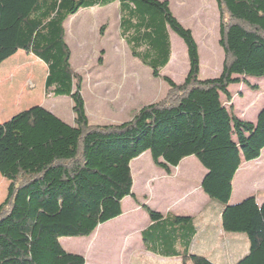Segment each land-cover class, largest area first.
Masks as SVG:
<instances>
[{"label": "trees", "instance_id": "16d2710c", "mask_svg": "<svg viewBox=\"0 0 264 264\" xmlns=\"http://www.w3.org/2000/svg\"><path fill=\"white\" fill-rule=\"evenodd\" d=\"M117 1L121 34L132 56L168 89L130 120L92 124L84 74L71 63L66 23L82 8ZM216 2L223 67L218 76L202 79L199 44L169 0H0V64L20 50L34 55L47 66L45 96L70 97L74 112V123L68 124L35 105L0 123V173L9 181L0 204V264H86L85 256L68 252L61 238L90 236L123 214V200L134 196L131 163L146 151L167 172L195 156L208 170L202 190L224 207L223 229L249 238V253L235 264H264V202L251 195L231 203L243 161L262 156L264 108L254 122L238 117L229 90L247 84L244 77L264 78V0ZM105 30L103 25L101 38ZM170 31L187 46L189 70L181 83L163 75L172 57ZM143 208L153 222L164 219L161 212ZM172 221L193 235L191 217ZM181 264L215 263L184 253Z\"/></svg>", "mask_w": 264, "mask_h": 264}, {"label": "rangeland", "instance_id": "374dc122", "mask_svg": "<svg viewBox=\"0 0 264 264\" xmlns=\"http://www.w3.org/2000/svg\"><path fill=\"white\" fill-rule=\"evenodd\" d=\"M172 11L180 22L193 30L199 44L201 55V78H213L220 74L224 61V50L219 44V10L216 0H171ZM116 6L104 8L100 6L82 8L72 16L66 24L67 43L72 51L71 63L75 70L84 74L85 82L83 96L86 109L92 124H111L130 120L133 112L148 102L161 99L166 94L168 85L159 78H155L150 67L143 65L134 58L125 42L120 38V15H114ZM119 16V18H118ZM105 25L107 36L100 37V29ZM172 42V57L163 69V75L171 77L181 83L189 70L187 46L183 39L170 31ZM104 50L103 61L99 62ZM24 55V58L23 56ZM35 57L24 51L19 52L5 64L14 68L10 75L0 80V94L2 85L8 90L13 88L18 92L21 82L22 96H29L32 102L23 107L28 109L35 105L45 107L68 124L74 123L73 102L68 96H45V79L47 66L39 62H29L27 59ZM35 61V60H34ZM42 69H36V65ZM1 73V72H0ZM16 73V74H15ZM246 83L233 84L229 87L233 98L235 114L247 121L254 122L257 114L264 108V78L244 77ZM256 87V89L252 88ZM225 105L229 108L226 96L222 95ZM12 115L0 117V123L8 120ZM139 158L144 162L149 172L162 171L154 163L151 152L146 151ZM136 167V165H135ZM135 172L138 189V174ZM248 172V173H247ZM245 175H242V174ZM249 176V180L244 178ZM244 183V191L264 198V150L262 156L253 161H246L240 172ZM244 176V177H243ZM252 176L256 181L251 180ZM9 181L0 173V204L8 194ZM113 220V219H112ZM111 220V221H112ZM104 234L94 245H88L90 236L63 237L61 244L71 253H81L90 250V257L100 259V264H150L159 262L158 259L146 257L138 244H133L126 229L119 230L122 225L117 222L101 224ZM220 227V226H219ZM221 237L229 243H241L250 251V241L245 233L226 232L221 228ZM95 233V232H94ZM93 233V234H94ZM87 244V245H86ZM88 248V249H87ZM87 249V250H86ZM88 252V251H87ZM247 253V254H248ZM233 260V259H232ZM236 263L238 261H235ZM231 264V263H230ZM235 264V263H233Z\"/></svg>", "mask_w": 264, "mask_h": 264}, {"label": "crops", "instance_id": "0c3cea01", "mask_svg": "<svg viewBox=\"0 0 264 264\" xmlns=\"http://www.w3.org/2000/svg\"><path fill=\"white\" fill-rule=\"evenodd\" d=\"M169 2L172 9L171 0H169ZM112 6L118 8L114 15H120V18L118 16L120 19L119 36L130 50L128 43L121 34L122 12L120 2L117 1L108 6L100 7L111 8ZM107 32H105L106 36ZM19 52H21V50ZM21 56L24 58V55ZM12 57L0 64L1 81H3L2 79L6 74L10 75V78H15V75H11L13 72L17 73V71H12L14 66L9 65L5 67V64H7ZM27 60L34 63L39 62L46 66V64L37 57H30ZM40 64L35 66L36 69H42V65ZM1 85L3 86V91L0 94V117L13 116L21 112L23 107L32 102L29 96H26L24 101L21 82L18 92L15 90L13 92L11 86L8 87L7 90L3 84ZM159 100H154L152 102ZM245 164L246 161H243L234 179L231 198L232 204H237L247 197L254 195L248 194V192L245 193L244 191L242 179L246 178L249 180V176H243L244 178L241 179L240 172ZM131 167L134 177V196H128L123 200V214L112 221L110 220V222H117L118 226L122 225V227H119V230L126 229L133 244H138L146 257L159 260L158 263L150 262V264H181L182 255L184 253L204 255L215 264H233L236 263L235 261H239L247 255L248 252L245 244L241 247L239 240L236 244L233 242L229 243L221 237L222 231L220 227L222 228L224 207L202 190L201 184L208 170L195 156L185 158L178 166L172 167L170 172L160 167L158 168L162 171H159V173L149 172L146 164L141 162V158L133 160ZM134 171H137L138 174V193L136 192L137 180ZM242 175L245 174L243 173ZM251 180L253 182L256 181L254 176H252ZM257 200L260 205L264 202V198L260 199L258 196ZM143 205L161 212L164 215V219L162 221L153 222L149 213L143 208ZM174 216L191 217L195 227L193 235H190L183 225L173 223L172 218ZM104 233L102 226H99L94 234L88 237V239H85L87 241L89 240V242L85 243H88L90 246L94 245L97 239ZM79 238L81 239L83 237ZM144 238L149 239V241L144 240ZM87 251L78 253L85 256L87 260L86 264H100V262H98L100 259L94 260L93 257H90V254H88L90 250L88 249ZM103 264L115 263L108 261V263L106 262Z\"/></svg>", "mask_w": 264, "mask_h": 264}]
</instances>
